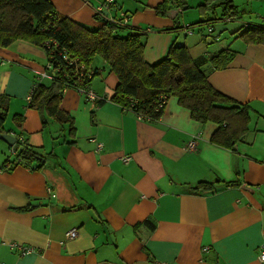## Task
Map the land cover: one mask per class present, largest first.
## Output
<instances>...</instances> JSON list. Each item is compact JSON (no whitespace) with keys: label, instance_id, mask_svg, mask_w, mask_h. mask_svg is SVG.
Here are the masks:
<instances>
[{"label":"crops","instance_id":"0c3cea01","mask_svg":"<svg viewBox=\"0 0 264 264\" xmlns=\"http://www.w3.org/2000/svg\"><path fill=\"white\" fill-rule=\"evenodd\" d=\"M50 1L59 15L94 28L101 23L95 9L107 0ZM162 1L113 0L117 9L106 16L146 33L149 63L172 42L193 59L234 47L224 69H201L214 90L250 108L246 132L232 149L215 145L218 125L193 120L175 97L156 122L138 119L108 100L117 82L109 72L90 83L103 103L67 89L60 109L71 121L43 112L41 121L27 97L45 70V53L27 39L0 47V97L9 98L3 132L40 154L30 165L3 169L10 146L0 140V263L264 264V46L234 37L249 15L263 18L264 0H234L244 23L219 17L222 7L203 18L196 6L205 0H185L177 28L149 9ZM209 25L213 33L205 34ZM199 182L212 186L195 190ZM13 243L31 252L19 254Z\"/></svg>","mask_w":264,"mask_h":264},{"label":"trees","instance_id":"16d2710c","mask_svg":"<svg viewBox=\"0 0 264 264\" xmlns=\"http://www.w3.org/2000/svg\"><path fill=\"white\" fill-rule=\"evenodd\" d=\"M184 4L185 0H163L149 9L160 17L172 19L177 28ZM110 6L102 11L95 9V20L101 23L90 28L59 15L50 0H0V47L27 39L46 56L45 70L37 74L39 80L34 82L27 97L28 106L40 111L41 121L45 120L43 112L61 123H68L71 119L60 109L63 92L73 89L86 101L100 105L107 98L96 97L90 83L97 77L104 79V74L109 72L116 76L117 82L108 100L124 111L138 119L156 122L167 100L175 97L179 106L189 110L193 120L218 125L210 138L212 143L232 149L247 130L250 108L214 90L201 68L209 64L211 69H224L236 56L235 50L227 47L209 57L193 59L185 45L172 42L163 57L149 63L144 58L146 33L133 31L124 19H108L105 11L117 9L115 3ZM218 7L223 8L219 17L225 15L242 22L246 15L234 0H205L196 9L204 18L207 12L212 13ZM249 17L239 28V36L234 37L247 45L264 46V15L258 20L254 15ZM206 28V34L213 33L212 26ZM217 40L215 36L213 41ZM44 79L49 83L40 82ZM8 100L6 95L0 97V133H4ZM16 144L17 152L9 154L3 169L30 165L27 163L40 156L36 147H28L25 142L20 144L18 139ZM10 158L14 159L10 161ZM211 186L209 182H199L195 190L206 191ZM9 247L20 248L19 254L29 249L14 243Z\"/></svg>","mask_w":264,"mask_h":264},{"label":"built area","instance_id":"2783aa9c","mask_svg":"<svg viewBox=\"0 0 264 264\" xmlns=\"http://www.w3.org/2000/svg\"><path fill=\"white\" fill-rule=\"evenodd\" d=\"M109 5H111V4H109L107 1L106 2H104L103 4H102V6H99L98 8H96V10L97 11H102L103 9H106V8H104L105 6H109ZM140 117V116H139ZM18 141L20 142V144H22V143H24V139L22 138V137H19L18 138ZM194 141H191L190 143H189V146L191 147V148H194ZM17 147H18V145L15 143L13 146H11L10 147V150H9V154H12V155H14L16 152H17ZM101 148V144H97V148H96V150H98V149H100ZM122 160H124V162H127V159L126 158H124V159H122ZM70 235H71V237H74L75 235H76V230H74V229H72V230H70L69 232H68ZM31 252V248H29V249H27L25 252H23V253H21V254H28V253H30ZM258 259H259V261L260 262H264V244H262L261 246H260V248H259V251H258Z\"/></svg>","mask_w":264,"mask_h":264},{"label":"water","instance_id":"95a60500","mask_svg":"<svg viewBox=\"0 0 264 264\" xmlns=\"http://www.w3.org/2000/svg\"><path fill=\"white\" fill-rule=\"evenodd\" d=\"M105 14H107V11H105ZM0 140L5 142L10 147L13 146L16 142V138L9 133H0Z\"/></svg>","mask_w":264,"mask_h":264},{"label":"rangeland","instance_id":"374dc122","mask_svg":"<svg viewBox=\"0 0 264 264\" xmlns=\"http://www.w3.org/2000/svg\"><path fill=\"white\" fill-rule=\"evenodd\" d=\"M107 2H108L109 4L114 3L113 0H107ZM197 19H198V17H197ZM226 19H229V17H227ZM204 28H205V27H204ZM205 29H206V28H205ZM205 34H206V33H205ZM237 34H238V32H237ZM237 36H239V34H238ZM205 39L208 40V39H210V37H207V36H206ZM232 50L234 51V47H232ZM6 115H8L7 112H6ZM8 126H9V128H8L9 130L12 129L11 124H8ZM9 148H10V147H9ZM124 158L127 159V162H124V160H122V159H124ZM119 160H120L123 164H127V163L131 160V158H130L129 155H123V156L120 157ZM68 237H69V238H72L71 235H70L69 233H68Z\"/></svg>","mask_w":264,"mask_h":264},{"label":"clouds","instance_id":"9594fccd","mask_svg":"<svg viewBox=\"0 0 264 264\" xmlns=\"http://www.w3.org/2000/svg\"><path fill=\"white\" fill-rule=\"evenodd\" d=\"M16 143V142H15Z\"/></svg>","mask_w":264,"mask_h":264}]
</instances>
